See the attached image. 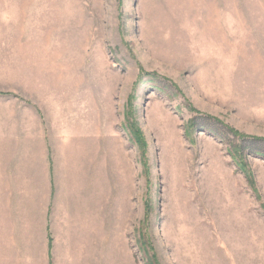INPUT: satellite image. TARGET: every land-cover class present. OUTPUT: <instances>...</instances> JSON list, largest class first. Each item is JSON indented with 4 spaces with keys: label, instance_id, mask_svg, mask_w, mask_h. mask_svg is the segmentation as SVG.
<instances>
[{
    "label": "rangeland",
    "instance_id": "obj_1",
    "mask_svg": "<svg viewBox=\"0 0 264 264\" xmlns=\"http://www.w3.org/2000/svg\"><path fill=\"white\" fill-rule=\"evenodd\" d=\"M253 140L264 0H0V264H264Z\"/></svg>",
    "mask_w": 264,
    "mask_h": 264
},
{
    "label": "trees",
    "instance_id": "obj_2",
    "mask_svg": "<svg viewBox=\"0 0 264 264\" xmlns=\"http://www.w3.org/2000/svg\"><path fill=\"white\" fill-rule=\"evenodd\" d=\"M264 141H260V140H253L252 142H250V144H247L248 146H252L253 147V151L252 152L254 155L256 156H262L264 157V149H261L259 147V145H263L264 147ZM235 147V151L232 152V156L236 162V164L238 165L239 168L241 169H245L244 168V164L242 163V158L241 156L244 154L245 148L242 149L243 145L240 144V147H238V145H234ZM238 147V148H237ZM243 150V151H242Z\"/></svg>",
    "mask_w": 264,
    "mask_h": 264
}]
</instances>
